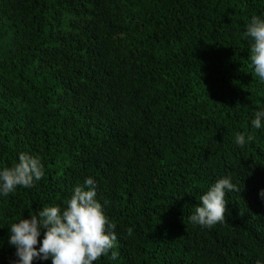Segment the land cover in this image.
Returning <instances> with one entry per match:
<instances>
[{
  "label": "trees",
  "instance_id": "trees-1",
  "mask_svg": "<svg viewBox=\"0 0 264 264\" xmlns=\"http://www.w3.org/2000/svg\"><path fill=\"white\" fill-rule=\"evenodd\" d=\"M253 16L264 0H0V170L20 153L45 170L0 194V264L17 259L11 224L63 209L89 177L117 235L93 264H264ZM226 177L241 191L225 221L190 223Z\"/></svg>",
  "mask_w": 264,
  "mask_h": 264
},
{
  "label": "clouds",
  "instance_id": "clouds-1",
  "mask_svg": "<svg viewBox=\"0 0 264 264\" xmlns=\"http://www.w3.org/2000/svg\"><path fill=\"white\" fill-rule=\"evenodd\" d=\"M251 38V62L256 76L264 81V19L253 16L243 33ZM251 125L260 129L264 120V109L255 111ZM254 140L249 135L247 141ZM243 134H237L235 142L243 147L246 144ZM45 175L44 165L38 156L20 153L18 163L0 170V194L8 196L17 186L31 188ZM95 181L89 177L84 186L77 185L73 194L61 209L58 206H42L29 213V218H22L9 228L10 246L15 248L14 264H33L34 259L51 264H93L101 256L107 255L117 241L116 225L111 223L96 199ZM226 191L240 192L230 177L216 181L205 194L202 202L188 219L194 225L212 227L225 221ZM264 198V189L259 193ZM43 231V239L39 240ZM128 235L132 229L127 230ZM39 243V247L37 245ZM115 260L117 253L112 252ZM260 264V261H257Z\"/></svg>",
  "mask_w": 264,
  "mask_h": 264
}]
</instances>
